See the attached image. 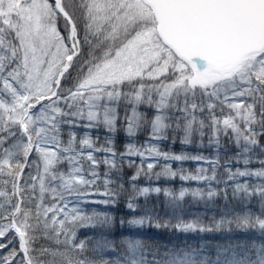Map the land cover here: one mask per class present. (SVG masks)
<instances>
[{"label":"snow or ice","instance_id":"1","mask_svg":"<svg viewBox=\"0 0 264 264\" xmlns=\"http://www.w3.org/2000/svg\"><path fill=\"white\" fill-rule=\"evenodd\" d=\"M144 129L148 142L137 146L131 141ZM205 129L216 151L210 175L202 167L184 174L170 163L153 172L161 159L207 158L163 151L152 140L173 132L185 145L197 135L202 143ZM101 130L105 147L90 134ZM121 132L130 142L117 153ZM98 152L108 155L98 160ZM125 161L135 168L126 209L135 213L137 197L163 191L165 216L175 223L155 207L117 219L79 206L118 205L127 191L118 175ZM141 175L207 187L178 194L138 188ZM187 195L205 204L222 196L232 207L225 204L211 226L185 220ZM232 225L262 239L161 253L158 241L136 238L147 232L127 231L233 233ZM83 227L95 236L80 239ZM0 264H264V0H0Z\"/></svg>","mask_w":264,"mask_h":264},{"label":"trees","instance_id":"2","mask_svg":"<svg viewBox=\"0 0 264 264\" xmlns=\"http://www.w3.org/2000/svg\"><path fill=\"white\" fill-rule=\"evenodd\" d=\"M82 134V133H78ZM93 137L99 136L100 140L98 142L97 147H105V136L106 133L101 130L99 132L92 131L90 133ZM150 135V132L147 129H144L138 133V135L135 137V139L131 142L135 143L137 146H143L148 142V137ZM168 139L164 141H156L152 140L151 143H156L163 151H168L170 153L174 154H180V153H188L190 155H201L205 158H208L211 160L215 159L216 157V151L214 147L209 144V138L212 135L211 130L205 129L204 130V136H203V142L201 143V138L197 135L193 137L192 144L185 145L181 142L182 140V134L179 133H173L169 132ZM130 142L123 133H118L117 138L115 140V150L117 153L124 151V145L126 143ZM221 143H226V141L221 138ZM234 150H230L229 155ZM98 160H102L105 158L106 155H108L106 152H98L94 153ZM135 160V163L137 165L140 164L141 158L139 157H133ZM151 162V161H147ZM221 164L225 162L224 160V153H221ZM165 163H170L173 170H183L184 174H199L198 169L200 168V162L195 160L190 161H164L163 159L159 160L157 163V166L153 169V172H160L162 166ZM203 168H206L208 173L211 174V168L212 165L207 162ZM242 165H233V170H235L236 167H241ZM253 167H258V165H253ZM107 170V166L104 164H101L98 171L103 173ZM135 171V168H129L127 166V161L124 162V166L122 170L118 173L122 177L121 183H123L124 188L127 190L126 192L122 193L119 198V203L116 206H111L107 208H99L98 211H108L110 214L117 217V219L123 217L124 219H130L133 215H142L144 214V210L152 209L155 207L157 212L160 216H163L165 219L172 218L171 216H165V211L168 208V201L169 198L164 195L163 191L161 193H154L150 192L147 197L139 196L136 198V203L140 205V208L136 210L135 213L130 212L126 209V202H127V196L129 194H133L131 191V184L129 183L130 177L132 176L133 172ZM223 167L218 169V179H223ZM115 179V176L112 177ZM152 183L158 184V186L161 189H167L169 187L170 190H172L174 193L178 194L179 190L181 188H188L191 189L195 187V181L194 180H181L179 176L175 178H169V177H161L159 180L153 176L151 180L148 179L147 176L141 175L137 181L136 185L138 188L144 187L146 185H150ZM99 184V181H98ZM216 183L212 182V187H216ZM221 188L224 187L223 184L220 185ZM100 190H103L102 188ZM258 201L256 199H253L251 201L252 204V210L254 212L258 211V208L256 207ZM225 204H229L228 200H225L222 196H218L215 198L213 202H209L205 204L204 201H199L191 195H187L184 200L180 201L181 208L183 211L180 213L182 215L183 219L185 220H191L195 219L196 217H199L201 222L205 225L211 226L213 224V218L220 219L221 214L226 211ZM232 207L231 204H229L228 210H230ZM117 208L119 211H117ZM90 214V209L86 210ZM173 219V223H175V219ZM234 229L233 233H228L226 229L221 230L220 232H211V233H181L174 229H156L154 226H148L144 228H135L133 226H128L127 231L129 233H138V232H147V237H139L136 238H144L148 239L150 242L155 240L158 241L161 245L160 252L163 253L168 248L177 246L179 248H184L188 245H191L193 247H197L206 243H224L225 241L229 239H236L244 238L247 236L255 237V239L259 242L262 237H260L258 230H253L249 233H245L241 230H236L235 225L231 226ZM123 230V229H122ZM95 231L90 229L89 227H83L80 228L78 231V237L80 239H85L89 237L95 236ZM39 244L43 245L45 247H51V243L47 240L41 239L39 240ZM89 249H91L92 244L90 243L88 245ZM151 251V249H150ZM89 256L92 255V253L89 251L87 253ZM208 254V253H205ZM107 258V257H106ZM151 258V257H149ZM159 258V257H158Z\"/></svg>","mask_w":264,"mask_h":264},{"label":"rangeland","instance_id":"3","mask_svg":"<svg viewBox=\"0 0 264 264\" xmlns=\"http://www.w3.org/2000/svg\"><path fill=\"white\" fill-rule=\"evenodd\" d=\"M208 161H210V159H208L207 158V160H204V161H198V162H200V168L202 167H204V166H206L205 164L208 162ZM242 167V166H241ZM204 169H206V168H204ZM191 174V173H190ZM205 174H209L210 175V173H208V172H206ZM192 175H195V174H192ZM243 179V178H242ZM195 181V180H194ZM144 187H150V188H154V187H159L158 186V184H156V183H152V184H150V185H146V186H144ZM207 187V183L206 182H204V181H195V187H193V188H191V189H195V188H206ZM167 189H169V187H167ZM190 189V190H191ZM102 191V190H101ZM90 200H92V201H99V200H101V199H103V197L102 196H92V197H90L89 198ZM80 207H83L84 209H86V208H88V209H90V211L89 212H91V211H93V210H96V211H98V209L99 208H107V207H109V206H105V205H98V204H94V203H88V201H82L81 203H80V205H79ZM145 227H147V226H145ZM136 228V227H135Z\"/></svg>","mask_w":264,"mask_h":264}]
</instances>
